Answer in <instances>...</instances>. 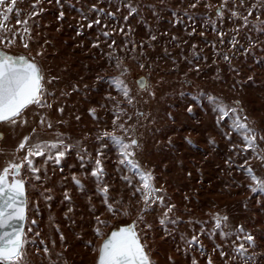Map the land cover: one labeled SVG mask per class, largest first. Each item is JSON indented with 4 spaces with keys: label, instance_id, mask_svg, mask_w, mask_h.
I'll return each instance as SVG.
<instances>
[{
    "label": "rangeland",
    "instance_id": "rangeland-1",
    "mask_svg": "<svg viewBox=\"0 0 264 264\" xmlns=\"http://www.w3.org/2000/svg\"><path fill=\"white\" fill-rule=\"evenodd\" d=\"M128 2L40 0L37 7L42 11L30 16L33 0H16L19 12L14 9L3 21L7 30L0 35L11 38L16 33V38L7 47L6 42L0 43V48L35 57L44 69L46 87L55 96L47 98L50 108L29 106L24 113L27 124L0 125V169L8 160L15 157L18 161L25 155V150L16 149L23 136L38 126L41 112L47 113L53 124L51 129H40L41 139H55L58 131L77 145L59 164L34 157L40 179L26 168L22 172L28 201L26 261L97 264L106 236L137 219L144 201L139 192L133 196L135 188L123 176H130L133 185L139 184V177L120 165L116 146L103 136L104 131L112 133L114 113L122 108L125 114L115 124L135 126L140 142L136 159L145 171L153 172L155 187L163 190L166 203L176 206L169 215L177 223L169 224L167 232L159 223L164 208L158 202L144 215L151 229L139 224L153 264H192L193 258L198 264H208L209 257L212 264H240L239 260H229L235 237L225 240L211 231L217 212L226 213L231 225H243L252 233L256 246L248 251L256 254L255 264H264V193H253L250 185L254 182L238 167L250 166L264 178V160L252 149L241 151V136L230 130L232 117H220L218 123V105L213 99L240 101L249 126L264 135V31L253 27L257 20L264 21V7L258 0H244L243 4L227 0L221 19L216 9L224 0H130L138 8L133 14ZM253 4L256 8L249 25L244 26L243 16ZM233 8L239 17L232 16L229 9ZM17 19L28 20L30 35L23 32L25 25L17 24ZM96 19L100 24L89 27ZM226 55L229 60L224 59ZM124 67L130 69L121 79L130 89L131 104L109 79L120 77ZM49 76L55 77L51 83H47ZM139 77L148 81L147 90L138 86ZM89 109L95 110V116ZM225 132H230V139ZM115 134L125 135L118 127ZM257 144L256 152L264 155V139L258 136ZM80 145L91 156L84 167L77 155ZM97 152L102 153L103 179L109 185L111 200L123 201L114 204L121 210L116 215L107 210L96 192L91 169ZM73 174L83 189L74 183ZM125 210L131 214H121ZM96 216L108 222L100 225L103 236L96 234ZM200 222L206 223L204 234ZM193 234L198 243L186 248L181 236ZM221 248L227 255L220 254Z\"/></svg>",
    "mask_w": 264,
    "mask_h": 264
},
{
    "label": "snow or ice",
    "instance_id": "snow-or-ice-1",
    "mask_svg": "<svg viewBox=\"0 0 264 264\" xmlns=\"http://www.w3.org/2000/svg\"><path fill=\"white\" fill-rule=\"evenodd\" d=\"M40 0H33V11L30 16L37 15L42 9L38 8ZM59 2V0H58ZM199 2V0H197ZM243 4L244 0H240ZM258 3L264 7V0H258ZM16 0H11L10 3H6V0H0V32L6 31V25L3 21L8 19L9 13L15 9ZM196 4L193 3L192 7ZM95 8V5H93ZM227 8V0H224L216 9L218 17L221 19L224 17V10ZM256 8V4L252 5V8L248 10V15L243 16L244 26L249 25V17L252 15L253 10ZM19 12V9H15ZM128 10L130 14L136 13L138 8L130 2H128ZM98 11H103L99 9ZM232 16L239 17L241 14L233 9H229ZM64 12H60V17H63ZM108 16H114L115 13H107ZM127 20V17H125ZM17 24H23V32L25 34L31 33V29L27 27L28 20L21 21L17 19ZM92 24H100V20L96 19L89 22V27ZM254 28L264 31V21H259L253 25ZM19 31V30H17ZM195 31V29H193ZM103 35L108 36L107 32ZM223 36V32L220 33ZM16 33H12L11 38L8 36L0 35V43L6 42V47L14 43ZM155 39V37H152ZM21 39H24L21 36ZM113 43H115L113 41ZM235 46V45H234ZM24 47H28V43H24ZM42 53H37L41 55ZM225 60L230 58L226 55ZM116 67H120V60L117 58ZM143 67V65H141ZM130 69L124 67L121 70L120 77L109 78L112 84L117 88V91L123 94L127 98L128 103L131 104L133 97L130 94V89L121 77L128 73ZM55 77L49 76L47 83H51ZM100 79V77H97ZM141 90H147L148 81L143 78H137ZM251 79V78H249ZM154 96L155 93H152ZM49 96H55V93L51 92L45 84L44 69L37 62L35 57L26 56L24 54H12L4 48H0V122H8L15 126L17 123L27 124V118L24 113L31 105H35L38 108H50L51 104L48 102ZM218 105V123L220 117H232L230 124V130L236 132L241 136L243 145L241 151L247 152L248 149L253 150V154L259 156L261 160H264V155H260L256 152L258 148L257 137L264 139V135H261L256 128L250 127L248 118L243 115V109L240 101H233L231 103L225 101L223 98L213 97ZM187 110L192 111L191 105ZM63 112V107L59 109ZM93 116H95V110L89 109ZM125 114L124 109L120 108L114 113V127L112 133L108 131L103 132V136L108 137L109 141L116 146L120 157V165L139 177V184L133 185V180L130 176H123V179L130 187H134L135 191L133 196L139 192L142 200L144 201L143 207L140 209V214L136 220H133L130 224L121 225L114 228L110 235H107L104 239L101 247L99 248V256L97 264H153L150 258L149 252L146 250V244L142 242V235L139 231V224L143 223L145 228L151 229L152 225L148 224L144 219L145 213L150 210L152 204L157 202L164 208L163 214L159 218V223L164 227L167 232V226L169 224H176L177 220L170 217V213L175 210L174 204L166 203L165 194L162 189H157L154 184V174L149 169L145 171L139 164L135 157L136 149L139 148L140 142L137 136V131L134 125L125 126L120 123L115 124L116 120L120 119V116ZM142 115V113H138ZM39 123L37 127L32 129V132L28 135H24L20 140L16 151L25 150V155L17 159L14 157L12 160L6 162L5 167L0 169V264H28L25 259V245L28 242L24 231V222L26 221L27 213V196H26V179L22 175L23 170L26 168L30 173L35 176L36 179H40V168L34 163V157H43L44 162L52 161L59 164L61 158H63L68 151L76 148L77 145L69 143L65 138V134L56 132L55 139H41L39 131L42 128H53L51 119L47 116V113H39ZM131 120L132 117L128 116ZM123 131L125 135H116V128ZM224 135L231 138L230 132H225ZM128 137V138H126ZM3 135L0 134V139ZM100 139V137H97ZM191 143V141H189ZM103 146V145H102ZM237 146L233 144L235 149ZM77 155L81 161V167H84L86 162L91 161L90 154L87 153V149L80 145L77 149ZM239 155V153H237ZM102 153L97 152V158L94 160V166L91 169V174L95 178L96 192L102 196V203L106 205V208L113 215L118 214L121 210L114 207V204L123 203L122 198L120 200H111L109 195V185L104 181L106 172L104 165L102 164ZM234 163V161H230ZM248 160L245 159L244 164H247ZM240 170L245 171L246 174L254 182L250 185V189L253 193H264V178L258 177L252 167L244 168L243 165L238 166ZM74 183L83 189L82 182L77 179L73 174ZM50 199V197H49ZM65 199L71 202V197L65 193ZM72 209L69 208V211ZM95 211V208L92 209ZM121 214L130 215L129 211H123ZM35 224V221H32ZM97 227L95 229L98 236H103L100 225H107V221L100 219V216H96ZM202 224L201 234H204L206 223ZM213 235L219 233V235L225 240L235 237L231 240L232 254L229 260H239L240 264H255L256 254L249 253V247H255V239L251 232L247 231L243 225H231L229 223V217L226 213L217 212L213 215V225L211 229ZM39 235V233H37ZM64 239L63 233H61V240ZM184 244L187 247L193 246L198 243V237L193 234L191 237L181 236ZM239 241V243H237ZM55 244V241H53ZM247 245V246H246ZM202 248V245H201ZM217 248H220L217 245ZM44 251L48 252L47 246L44 247ZM220 254L222 256L227 255L221 248ZM192 264H198L197 260L193 258ZM208 264H212L211 257L208 259Z\"/></svg>",
    "mask_w": 264,
    "mask_h": 264
},
{
    "label": "flooded vegetation",
    "instance_id": "flooded-vegetation-1",
    "mask_svg": "<svg viewBox=\"0 0 264 264\" xmlns=\"http://www.w3.org/2000/svg\"><path fill=\"white\" fill-rule=\"evenodd\" d=\"M4 123H5V122H1L0 125H1V124H4ZM0 134H2V133L0 132ZM2 135H3V134H2Z\"/></svg>",
    "mask_w": 264,
    "mask_h": 264
},
{
    "label": "water",
    "instance_id": "water-1",
    "mask_svg": "<svg viewBox=\"0 0 264 264\" xmlns=\"http://www.w3.org/2000/svg\"><path fill=\"white\" fill-rule=\"evenodd\" d=\"M138 86H139V82H138ZM140 87V86H139ZM1 123V122H0ZM26 222V221H25ZM25 222H24V226H25Z\"/></svg>",
    "mask_w": 264,
    "mask_h": 264
}]
</instances>
